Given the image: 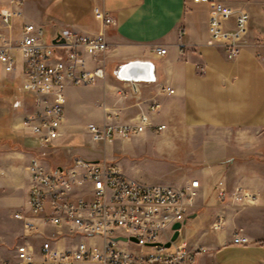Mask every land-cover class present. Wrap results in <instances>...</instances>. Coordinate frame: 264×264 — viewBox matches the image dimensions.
I'll return each mask as SVG.
<instances>
[{"label": "crops", "instance_id": "1", "mask_svg": "<svg viewBox=\"0 0 264 264\" xmlns=\"http://www.w3.org/2000/svg\"><path fill=\"white\" fill-rule=\"evenodd\" d=\"M221 1L249 13L245 45L234 59L226 57L222 44H208L210 8L194 0H25L23 18L43 24L48 33L64 27L96 33L103 28L96 7L113 14L115 22L106 29L109 47L102 55L106 77L93 85L67 89L69 100V95L77 96L83 88L101 89L95 105L71 100L95 114L82 127L89 134L90 122H132L140 113L148 115L153 125L164 123L159 138L178 151L175 167L188 171L176 186L186 185L192 178L200 180L195 205L181 226V232L191 234V238H183L190 246L206 248L197 253L195 264H264V0ZM234 26L231 17L225 28ZM156 45L166 47V53L157 54ZM127 62L147 66L155 80L139 79L133 86L120 80L115 70ZM9 74L22 81L19 70ZM5 75L0 64V77ZM163 85L173 87L174 93L163 92ZM31 103L32 96L21 91L12 117L0 123V134L4 129L0 135V205L22 207L10 213L14 218L17 211L29 210L28 165L37 157V144L22 128ZM75 114L69 116L70 121H77ZM65 126L66 121L64 135ZM200 129L202 140L195 144L192 138ZM8 131L23 138L22 148H8ZM154 131L149 126L140 136H155ZM120 167L131 178L153 183ZM220 179L227 189L226 200L217 195L215 185ZM237 187L257 194V200L242 206L233 196ZM219 216L224 223L215 228ZM17 219L22 224H13L8 240L17 238L16 245L24 240V220ZM236 233L250 241L234 243ZM15 260H0V264Z\"/></svg>", "mask_w": 264, "mask_h": 264}, {"label": "built area", "instance_id": "2", "mask_svg": "<svg viewBox=\"0 0 264 264\" xmlns=\"http://www.w3.org/2000/svg\"><path fill=\"white\" fill-rule=\"evenodd\" d=\"M194 1L210 8L208 44H222L226 57L236 58L245 45L248 11L227 7L221 0ZM24 2L0 0V64L6 73L20 71L22 87L32 96L22 128L35 143L48 147L64 135L68 87L93 85L106 77V64L99 60V53L109 47L106 29L115 18L104 7H96L101 31L64 27L48 33L43 24L23 18ZM231 17L235 26L226 29ZM154 51L163 55L167 49L156 45ZM115 74L131 86L139 79L155 80L147 66L138 62L120 65ZM161 90L175 91L170 85ZM149 126L156 131L166 127L164 123L153 125L148 115L140 113L132 122H90L87 131L94 142H112L130 139ZM28 168L29 210L15 213L24 220V240L15 247L16 260L8 264H195L197 253L206 250L190 246L179 236L165 245L176 230L174 224L183 225L195 205L198 178L183 186L142 182L126 175L117 163L78 154L70 164L56 166H46L41 158L33 157ZM215 186L218 197L226 200L224 180ZM233 196L242 206L258 198L241 187ZM223 223L219 216L213 226L220 228ZM178 230L181 233L182 227ZM232 241L244 244L250 240L236 233Z\"/></svg>", "mask_w": 264, "mask_h": 264}, {"label": "rangeland", "instance_id": "3", "mask_svg": "<svg viewBox=\"0 0 264 264\" xmlns=\"http://www.w3.org/2000/svg\"><path fill=\"white\" fill-rule=\"evenodd\" d=\"M29 2L31 4V1ZM21 85V78L16 74L6 73L5 76L0 77V123L12 117L15 111L13 107L14 101L20 98L21 91L24 90ZM100 93L101 89L99 88H83L77 96L69 95L70 100L66 99L65 103L66 111H68L66 114L65 135L61 139L59 138L55 144L48 147H41L36 143L38 149L35 152V156L41 158L46 166L50 164H70L72 157L76 154L88 159L96 157L107 162L117 163L125 171L137 174L138 178L153 181V183L172 182L176 185V183L183 181L184 175L188 171L178 170L175 167L176 158L179 156L178 151L161 141L159 138L161 133L158 131H154L155 136H140L145 129L142 133L130 139L118 138L112 142L96 143L89 140V134L82 126L89 120L96 118L95 114L89 110H82L83 107L81 105L77 106L71 100L77 101L81 99L88 105H95L94 100L99 97ZM29 108L30 106L26 111ZM74 114L77 118L75 122L70 121L71 118L69 117ZM1 134L4 135V129ZM199 134H203L202 129L194 133L195 136L192 139L195 144L202 140L201 137H198ZM7 137L10 138L8 139V148H22L24 140L17 133L8 131ZM254 141H258V139L254 138ZM0 206H3L0 207V260L1 262H8L16 258L15 246L17 243V238H15V241H8L10 239L9 234L14 226L13 224H22L21 220L14 218L10 213L22 207L19 205ZM41 225L44 226L43 224ZM178 236L186 239L191 238V234H185L183 231L179 232Z\"/></svg>", "mask_w": 264, "mask_h": 264}, {"label": "water", "instance_id": "4", "mask_svg": "<svg viewBox=\"0 0 264 264\" xmlns=\"http://www.w3.org/2000/svg\"><path fill=\"white\" fill-rule=\"evenodd\" d=\"M184 223V222H183ZM182 226V223L181 222H177V223H175L174 224V228H176V230L174 231V233H173V235H172V237H171V240H169V241H167L166 243H165V245L166 246H170V244H171V241L172 240H175L177 237H178V235H179V230H178V228H180ZM131 239H133V240H136L134 237H131Z\"/></svg>", "mask_w": 264, "mask_h": 264}, {"label": "bare ground", "instance_id": "5", "mask_svg": "<svg viewBox=\"0 0 264 264\" xmlns=\"http://www.w3.org/2000/svg\"><path fill=\"white\" fill-rule=\"evenodd\" d=\"M107 50H101V52L99 53V60H104V58L102 57V55L106 52Z\"/></svg>", "mask_w": 264, "mask_h": 264}]
</instances>
